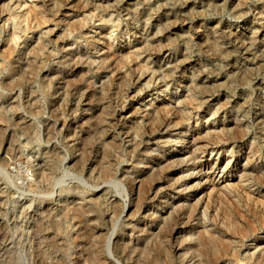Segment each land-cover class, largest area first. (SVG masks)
Here are the masks:
<instances>
[{
    "label": "rangeland",
    "instance_id": "rangeland-1",
    "mask_svg": "<svg viewBox=\"0 0 264 264\" xmlns=\"http://www.w3.org/2000/svg\"><path fill=\"white\" fill-rule=\"evenodd\" d=\"M188 125L195 143L181 147ZM173 147L186 162L162 166ZM263 175L264 0H0V264H131L134 248L147 264H264ZM136 178L176 185L183 235L206 224L213 242L194 256L139 233L115 244Z\"/></svg>",
    "mask_w": 264,
    "mask_h": 264
},
{
    "label": "bare ground",
    "instance_id": "bare-ground-1",
    "mask_svg": "<svg viewBox=\"0 0 264 264\" xmlns=\"http://www.w3.org/2000/svg\"><path fill=\"white\" fill-rule=\"evenodd\" d=\"M240 5V4H239ZM39 19V18H38ZM73 25V24H72ZM81 30V29H80ZM244 44V43H243ZM241 45V44H240ZM69 47V46H68ZM212 49V48H211ZM35 53V52H34ZM106 53V52H105ZM229 54V53H227ZM37 55V54H36ZM78 55V54H77ZM103 64H106L110 61L111 57L109 55V53L107 52L106 54V57L103 58ZM106 62V63H105ZM105 67V65H104ZM112 68V67H111ZM114 72V71H113ZM74 74V73H73ZM54 75V74H53ZM62 78V77H61ZM65 80V79H64ZM66 86V85H65ZM98 90V89H97ZM56 95V94H55ZM91 102V101H90ZM159 109V108H158ZM164 108H162V110L160 111H156V108H155V116H158L160 117L161 114L164 112L163 110ZM173 110V109H168L167 112L168 114L170 113V111ZM177 111V110H176ZM179 112V111H178ZM107 114L105 112L104 109H102L100 111V116L103 115V114ZM172 113V111H171ZM177 113V112H176ZM104 114V115H105ZM174 114V112L172 113ZM179 114V115H178ZM176 117H178L180 120H179V123H178V118H176L177 120V125H180V126H185L187 125V119L181 115L180 113H178ZM103 115V116H104ZM63 117V116H62ZM102 117V116H101ZM105 117V116H104ZM153 118V117H152ZM148 122H145L144 123V127L146 129V127L148 126H152L154 125L156 122L155 119H157V117L153 118ZM102 119V118H101ZM103 121V120H102ZM100 122V121H99ZM233 122V121H232ZM235 122V121H234ZM102 123V122H101ZM175 123V122H174ZM171 125V124H170ZM174 125V124H173ZM234 126V129H237V123H234L233 124ZM173 127V126H172ZM236 127V128H235ZM51 128V127H50ZM149 128V127H148ZM169 128V127H168ZM144 129V130H145ZM147 130V129H146ZM175 130V129H174ZM189 130V125L188 127H186L184 129V135H176V138L178 139L177 140V144L181 147L184 146V143L187 141L188 139V144L190 145L191 143L194 144L195 143V140L193 139V134H188V131ZM241 130V129H240ZM48 131V130H47ZM69 131V130H68ZM149 131V130H148ZM152 132V131H151ZM78 133V132H77ZM186 134V138H184L183 136H185ZM70 136V135H69ZM85 139V138H84ZM76 140V139H75ZM79 141V139H78ZM112 141V140H111ZM165 136L162 135L160 137V139H150L148 140L147 144L141 148L140 147V144H135V149H134V152L136 151L138 153L139 156H144L143 154H145L146 151L149 152V150L153 147H155L157 150V148H159L160 144L165 142ZM76 142V141H75ZM168 141H166L167 143ZM104 146V145H103ZM72 147L74 149H77L78 147V144H74L72 145ZM176 147V146H175ZM173 147L172 150L170 151L172 154L171 155H167L166 157H157V162L159 161V163H163L162 166H166L167 168H170L171 165H174V164H178V163H185L186 161H184L182 158H180L181 156H179L180 154H174V152L177 151V149ZM72 148V149H73ZM80 148V146L78 147ZM141 148V149H140ZM111 149V148H110ZM184 150V149H183ZM182 150H180L181 152ZM195 152V156L197 154V149L195 147V149L193 150ZM147 153V152H146ZM251 153V152H250ZM84 154V153H83ZM104 155V154H103ZM193 155V160H195L196 157H194ZM198 155V154H197ZM47 156V155H46ZM199 157V156H198ZM101 159V158H100ZM245 160L246 162L249 164L250 163V157L246 156L245 157ZM148 162V161H147ZM158 163V164H159ZM247 164V165H248ZM161 168V167H160ZM165 168V167H164ZM168 171V170H167ZM254 172V171H253ZM189 175V174H188ZM258 176V175H257ZM261 176V175H260ZM264 176V175H263ZM261 180V179H260ZM146 182V181H144ZM143 180L142 179H133V181H131V189L132 190H137L136 191V197L133 199V200H130V203L128 204L129 205V208H128V213L127 215L125 216L124 220H125V225L127 224V231L126 233H124V236L121 238V240L119 241H115L114 243L115 244H137L140 242L141 239H143L144 237H147L146 239L148 240L147 242H154L155 244H157V246L159 247H166L167 245L170 246L171 250L174 252V253H179L181 252V246L182 245H186V246H190L188 249H187V255L188 253H190V249H191V255H195L197 254L196 251H201V248H203L205 245L207 246L208 244L206 243V241H209V240H212L213 238V235H212V239H207V237H210V231L207 229V226L206 224L202 225V229L201 230H198L197 234L193 237V233L190 232L188 233L186 236L183 235V233L187 232L188 228L190 227V224L191 222L190 221H187L186 219L190 220V216L191 214H188V216H186L185 214H183L181 211L183 209H186V208H183L184 205L180 204L179 201H175V198L172 196L173 194V191H175V189L177 190V186L173 185V186H170V187H166V188H163V189H159L158 188V185H156L155 187H153L149 192H147L145 190V184H144ZM166 182V181H165ZM262 182V181H261ZM199 184V183H198ZM181 185V184H179ZM161 186V185H160ZM178 191V190H177ZM180 191V190H179ZM183 192V191H182ZM179 193V192H178ZM181 193V192H180ZM163 197V199L160 201V204L159 206H154L153 208V212L151 213L150 211V207H148L147 205H145V203L149 200V199H156L158 197ZM179 200V199H178ZM187 201H190L189 202V207H188V213H191L193 212V209H196L194 208L195 206L199 205L201 201H197L196 204H191V201L192 199H190L188 197ZM215 202V201H214ZM125 205V204H124ZM126 206H123V204H118L117 203L113 206V212L114 214L117 216V213L120 212V214H118L119 216L124 214L126 212ZM206 209V208H205ZM224 210V209H223ZM190 211V212H189ZM207 211V210H205ZM230 211V210H229ZM85 212V211H84ZM112 212V213H113ZM179 212V213H178ZM181 212V213H180ZM184 212V211H183ZM204 212V210H203ZM223 213V212H222ZM141 215L143 218L145 219H148L149 221L144 224L143 226H138V225H133L131 223V221L134 220V218L136 216H139ZM233 215V214H232ZM187 217V218H186ZM233 217V216H232ZM234 218V217H233ZM174 220H176V224L177 226L175 228L172 229V231L170 232V234L167 236H163L165 234H163L166 229V227H168L167 225L171 222H173ZM230 222V221H229ZM228 222V223H229ZM200 223V222H199ZM234 223V222H233ZM232 225V224H231ZM234 225V224H233ZM109 226V225H108ZM192 227V226H191ZM234 227V226H233ZM172 228V226H171ZM217 229V228H216ZM245 229V228H244ZM102 230L101 228L97 227V229L93 232L94 233V236L96 239H99L100 237L102 238L103 236V233H102ZM170 231V230H169ZM229 232V231H228ZM137 233H139V235L137 236L138 238V241L137 243L135 242L134 240V235H136ZM236 233V232H235ZM163 234V235H162ZM219 235V234H218ZM215 236V235H214ZM143 237V238H141ZM195 237L197 239V244H195V246H192L190 245L192 240H195ZM220 237V236H218ZM221 238V237H220ZM219 239V238H218ZM215 240V239H214ZM220 240V239H219ZM228 239H226V241L224 242H227L228 244H221V247L223 246V250L224 251H231L233 250L231 247H232V244L233 243H230L229 241H227ZM146 241V240H145ZM185 241V244H181ZM232 241V240H231ZM211 242V241H209ZM213 242V240H212ZM211 242V243H212ZM233 242V241H232ZM215 243V242H214ZM221 243V242H220ZM223 243V241H222ZM238 243V242H237ZM148 244V243H147ZM181 245V246H180ZM211 245V244H210ZM196 246L198 247V250H196ZM212 246V245H211ZM135 247V246H134ZM132 247V248H134ZM139 247V246H138ZM220 247V248H221ZM158 248V247H157ZM256 248H258V245L256 246ZM160 249V248H159ZM221 249V250H222ZM231 249V250H230ZM256 250V249H255ZM139 251V250H138ZM226 251V252H227ZM131 252L134 253V254H131V256L128 258V260L130 261L131 264H147L144 259L141 260V256L138 257H134L133 255L136 254L137 250L134 248L133 250L131 249ZM196 252V253H195ZM207 252V251H206ZM219 252V251H218ZM235 252V251H234ZM232 252V253H234ZM195 253V254H194ZM214 253V252H213ZM199 254V253H198ZM197 254V255H198ZM237 254V253H236ZM253 254V253H252ZM186 255V256H187ZM202 255V254H201ZM186 256H184L183 258H186ZM257 256V259H260L262 260V262L264 261V246L261 247V250L259 252ZM199 257V256H198ZM223 257V256H222ZM125 258V257H124ZM181 258V257H180ZM202 257H200L199 261L200 263L199 264H204V261L201 259ZM252 258V257H251ZM163 259V258H162ZM157 260L155 262V264H158V263H163V260ZM166 259V258H165ZM172 259V258H171ZM205 259V258H204ZM182 260V259H181ZM150 261V260H149ZM171 262V261H170ZM183 261H181V264H182ZM257 262V261H256ZM151 263V262H150ZM149 263V264H150ZM153 264V263H152ZM259 264V262H258Z\"/></svg>",
    "mask_w": 264,
    "mask_h": 264
}]
</instances>
